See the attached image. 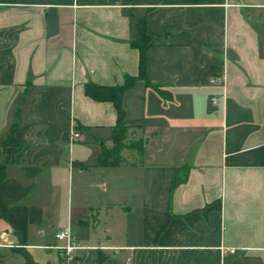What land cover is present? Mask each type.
<instances>
[{
	"label": "crops",
	"instance_id": "0c3cea01",
	"mask_svg": "<svg viewBox=\"0 0 264 264\" xmlns=\"http://www.w3.org/2000/svg\"><path fill=\"white\" fill-rule=\"evenodd\" d=\"M126 78L142 154L102 168L117 112L84 86ZM0 164V264H264V0H0Z\"/></svg>",
	"mask_w": 264,
	"mask_h": 264
},
{
	"label": "trees",
	"instance_id": "16d2710c",
	"mask_svg": "<svg viewBox=\"0 0 264 264\" xmlns=\"http://www.w3.org/2000/svg\"><path fill=\"white\" fill-rule=\"evenodd\" d=\"M132 47L138 51V78L141 80H146V64H147V51L152 47L151 40L147 37L144 28V22L141 21L138 28V34L136 39L132 42ZM134 82L133 78H126L122 86L114 87H100L92 84H86L84 86V94L86 97L92 99L96 102H110L113 104L117 112V123L112 130L111 140L113 142V147L110 149L103 148L101 153L97 158V165L102 168H115L124 164L122 159L123 150L135 151L140 157L142 154L143 141H134L128 145L124 142L128 137L129 126L124 120V113L121 107V97L123 92L130 88ZM160 96L167 97L166 93L161 90H157ZM4 177V168L0 164V183ZM178 181H175V185ZM7 209L0 207V217L6 219ZM24 258L23 264H39L34 261L30 255L26 252H21Z\"/></svg>",
	"mask_w": 264,
	"mask_h": 264
},
{
	"label": "built area",
	"instance_id": "2783aa9c",
	"mask_svg": "<svg viewBox=\"0 0 264 264\" xmlns=\"http://www.w3.org/2000/svg\"><path fill=\"white\" fill-rule=\"evenodd\" d=\"M214 83V81H211ZM216 103V100H214ZM79 138V134L77 132L72 133V140H76ZM56 241L58 242L57 246H54L52 249L58 254V256L65 260L71 261L76 255L85 249V247L78 241V239L73 236L68 230H64L59 232L56 236ZM0 247L1 248H14L13 244L3 242L2 236L0 235ZM98 249L105 250V247H99ZM223 251H228L230 254H234V250L232 249H222ZM127 264H130V261H127Z\"/></svg>",
	"mask_w": 264,
	"mask_h": 264
},
{
	"label": "rangeland",
	"instance_id": "374dc122",
	"mask_svg": "<svg viewBox=\"0 0 264 264\" xmlns=\"http://www.w3.org/2000/svg\"><path fill=\"white\" fill-rule=\"evenodd\" d=\"M137 132V131H136ZM135 131L133 132V133H136ZM132 133V131L129 129L128 130V137H127V139H126V141L124 142V144L125 145H128V144H130V143H132V142H134V141H136V139L132 136V135H130ZM126 151H128V150H123V152H122V154H127L128 152H126ZM133 152V151H132ZM129 154V153H128ZM122 159L124 160V161H131V160H133V157H130L129 155H126V156H122ZM11 244V243H10ZM16 248V247H15ZM17 249V248H16Z\"/></svg>",
	"mask_w": 264,
	"mask_h": 264
}]
</instances>
